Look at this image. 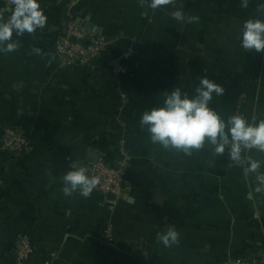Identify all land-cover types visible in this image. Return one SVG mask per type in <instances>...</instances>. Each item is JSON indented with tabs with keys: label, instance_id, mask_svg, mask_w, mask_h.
Instances as JSON below:
<instances>
[{
	"label": "crops",
	"instance_id": "1",
	"mask_svg": "<svg viewBox=\"0 0 264 264\" xmlns=\"http://www.w3.org/2000/svg\"><path fill=\"white\" fill-rule=\"evenodd\" d=\"M179 3L184 22L170 16L178 5L41 0L45 28L14 35L20 47L0 54V136L8 126L30 141L21 153L0 150V264H17L19 236L33 247L23 264H225L264 246V193L253 190L254 176L245 179L227 152L213 155L207 144L191 155L166 150L139 123L165 91L192 92L203 76L225 89L210 102L223 118L264 119V54L246 52L238 38L245 20L264 18L262 0ZM69 20L107 35L110 46L88 64L59 65L55 37ZM122 154L124 198L63 194L72 162ZM249 155L264 162V153ZM170 227L178 242L166 248L157 233Z\"/></svg>",
	"mask_w": 264,
	"mask_h": 264
},
{
	"label": "clouds",
	"instance_id": "2",
	"mask_svg": "<svg viewBox=\"0 0 264 264\" xmlns=\"http://www.w3.org/2000/svg\"><path fill=\"white\" fill-rule=\"evenodd\" d=\"M141 7L153 11L169 5H178L170 12L172 19L184 22L186 17L179 0H139ZM249 0H242L241 6L248 7ZM264 16V0L258 5ZM199 21L198 16L187 17L189 24ZM47 24V15L41 0H7L0 7V54H8L20 47L19 39L27 34L42 30ZM240 47L246 52L264 54V18L245 20L239 31ZM39 49L36 52L39 53ZM224 87L203 76L192 92L174 87L164 92L161 104L142 113L139 123L146 130L151 143L166 150H176L185 155L199 151L205 145L211 147L213 155L228 154L230 166L242 169L245 179L255 177L254 191L264 193V172L261 160L254 159L250 152L264 153V119H249L243 114L223 118L211 106L213 96H222ZM63 194L68 197L78 193L88 198L97 187L99 179L89 175L88 169L78 162H72L62 177ZM178 232L168 228L157 233L164 247L178 242Z\"/></svg>",
	"mask_w": 264,
	"mask_h": 264
},
{
	"label": "built area",
	"instance_id": "3",
	"mask_svg": "<svg viewBox=\"0 0 264 264\" xmlns=\"http://www.w3.org/2000/svg\"><path fill=\"white\" fill-rule=\"evenodd\" d=\"M7 3V0H5ZM111 44V38L103 33L87 31L80 24L69 20L60 29L55 37L54 52L59 65L73 66L92 62L95 57L101 55ZM133 49L131 47L119 53L114 62L116 74L124 73L125 68L121 60L127 57ZM30 147V141L25 134L12 127H4L0 136V150L8 153H21ZM127 155L107 161L104 158L87 160L82 166L88 169L89 175L99 179L97 190L103 198L113 196V200L124 198L129 186L126 179ZM33 253L29 239L19 236L14 242V255L17 264L29 258ZM225 264H264V246L254 253L245 256H237Z\"/></svg>",
	"mask_w": 264,
	"mask_h": 264
},
{
	"label": "water",
	"instance_id": "4",
	"mask_svg": "<svg viewBox=\"0 0 264 264\" xmlns=\"http://www.w3.org/2000/svg\"><path fill=\"white\" fill-rule=\"evenodd\" d=\"M94 160H95V159H94ZM108 197H109V198H113V196H112V195H108Z\"/></svg>",
	"mask_w": 264,
	"mask_h": 264
}]
</instances>
